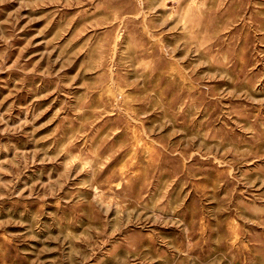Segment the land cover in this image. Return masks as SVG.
<instances>
[{
  "label": "rangeland",
  "instance_id": "374dc122",
  "mask_svg": "<svg viewBox=\"0 0 264 264\" xmlns=\"http://www.w3.org/2000/svg\"><path fill=\"white\" fill-rule=\"evenodd\" d=\"M0 264H264V0H0Z\"/></svg>",
  "mask_w": 264,
  "mask_h": 264
}]
</instances>
